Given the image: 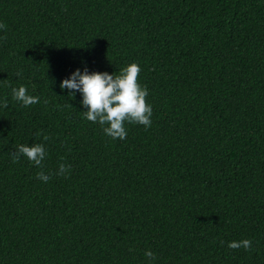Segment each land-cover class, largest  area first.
<instances>
[{
  "label": "trees",
  "instance_id": "16d2710c",
  "mask_svg": "<svg viewBox=\"0 0 264 264\" xmlns=\"http://www.w3.org/2000/svg\"><path fill=\"white\" fill-rule=\"evenodd\" d=\"M0 23V264H264V0H0ZM131 63L152 124L113 140L60 84Z\"/></svg>",
  "mask_w": 264,
  "mask_h": 264
},
{
  "label": "clouds",
  "instance_id": "9594fccd",
  "mask_svg": "<svg viewBox=\"0 0 264 264\" xmlns=\"http://www.w3.org/2000/svg\"><path fill=\"white\" fill-rule=\"evenodd\" d=\"M6 25L0 23V29L6 30ZM141 69L137 63H131L119 70V74H108L107 72L89 73L87 68L81 73L79 69L72 73L71 77L64 79L60 84L61 89L75 90L82 93V105L88 110L84 112L85 118L93 123H98L103 132L113 140L127 137L125 122L140 124L150 127L152 124V107L147 103L148 89L141 87L138 77ZM75 92L70 91L74 97ZM14 100L21 102L24 107L39 103V97L28 94L26 86L12 89ZM47 103V101H45ZM7 100L3 101V107L7 108ZM107 125V126H105ZM47 140L48 137L44 136ZM21 156H25L35 166L41 167L45 159V147L41 143L29 147L21 144L13 155V162H18ZM70 165L60 164L57 175H65L70 170ZM37 178L47 182L51 177L43 171L38 172ZM251 241L244 239L232 241L228 244L230 249L243 247L250 249ZM145 256L154 259V254L147 250Z\"/></svg>",
  "mask_w": 264,
  "mask_h": 264
}]
</instances>
